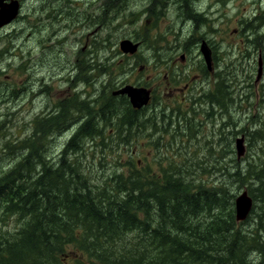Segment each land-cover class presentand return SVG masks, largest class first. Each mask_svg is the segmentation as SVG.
Segmentation results:
<instances>
[{
  "label": "trees",
  "instance_id": "1",
  "mask_svg": "<svg viewBox=\"0 0 264 264\" xmlns=\"http://www.w3.org/2000/svg\"><path fill=\"white\" fill-rule=\"evenodd\" d=\"M168 1L151 0L145 7L156 12L149 16L155 19L154 26ZM193 2L197 0H182L181 9H186L185 14L197 25L206 24L207 18ZM117 20L100 18L98 22L112 28ZM245 25L246 34L243 29L238 34L258 51L264 34H249L264 25V12ZM150 30L146 28L147 41ZM248 50L234 62L229 58L214 85L194 92L186 109L178 103L165 105L149 118L151 111L140 115L126 97L118 102L110 92L100 98L103 103L98 109L89 107L90 101H79L84 97L79 94L77 99H67L59 111L37 116L32 134L7 146L14 156L3 165L7 168L0 170V264H264V160L245 167L250 160L243 165L242 157L229 156L230 162L219 164L218 171L234 183L249 181L246 184L254 204L250 215L240 222L231 188L234 184L207 185L199 178L214 172L208 159L195 162L202 172L196 177L188 148L184 160L166 155L162 159L168 163L157 161L158 169L152 168L151 161L139 168L131 154L129 161H118L117 168L105 175L103 158L108 150H97L94 144L99 134L97 146L113 142L129 145L138 136L159 149L157 152L177 138L185 146L187 130H198L193 120L202 112L198 108L203 103L210 107L205 109L207 119L219 115V123L227 128L237 126L242 105L256 102L260 93L255 88L256 78L251 76L253 66L248 62L253 57ZM77 70L82 74L86 69ZM79 83L94 85L85 76L76 85ZM260 99L264 109V85ZM158 106L159 98L149 107L155 110ZM183 117L188 123L182 124ZM79 118L74 134L51 160L50 137ZM258 118L261 116L255 114L248 121L252 124ZM260 121L250 135L260 146L257 152L264 154V120ZM112 126L116 132L107 134L105 129ZM244 128L229 134L244 132ZM220 134L218 153L222 158L235 151L230 137L226 143V133ZM7 147L0 148L4 152L1 161L6 160ZM7 218L15 220L14 227L8 226Z\"/></svg>",
  "mask_w": 264,
  "mask_h": 264
},
{
  "label": "rangeland",
  "instance_id": "2",
  "mask_svg": "<svg viewBox=\"0 0 264 264\" xmlns=\"http://www.w3.org/2000/svg\"><path fill=\"white\" fill-rule=\"evenodd\" d=\"M150 1L151 0L147 2L133 0L130 5L131 14L128 15L127 19L114 21L112 28L106 26L104 23L101 24L107 28V39L110 40L108 45L111 48V59L125 62V64L115 69L113 68L115 65L108 66L106 73L110 72V78L100 75V81H93L97 84L94 90H92L94 85L85 83L76 85V82H78L82 76L86 77L87 75V77L91 79L90 77H92V74L89 73V69L85 70L86 74L83 72L81 75L76 67L71 68L75 60H79L81 64H87L82 61L84 55L87 56L86 53L81 50L84 43L78 41L81 31H79L76 26H78L80 21L77 19H68L58 24V27L66 25V30L61 34V36H66L65 39L67 41L66 45L65 43L63 44V49L67 57V61L64 63H62L63 60H61L62 52L59 51L60 49L58 50L59 47L52 48L48 41L44 42V35H46L45 30L38 29L34 31L30 28L29 22L23 21L20 22L24 24L15 23L10 25L4 31L3 36H0V148L7 146L11 147V144H18L22 139L31 135L37 116H48L52 114V112L57 109L58 104L63 100L69 98L77 99V97H74L77 92L86 97L85 100L90 101L89 107L93 106L95 108L99 105L100 98H105L106 94L117 89V87L121 86L124 82L133 85H138L140 83L151 84V82H154L158 77L156 81L158 82L160 80V83L164 86H168L170 83L174 82L183 86L185 81H173L169 78H174V76H171V72L174 71L175 68H178L188 73V77L191 76L194 82L193 87L185 93V98H189L194 92H200L203 86L205 89L211 88L215 83L216 75L224 70L228 59L230 58L231 62H234L236 58L240 59L241 53L245 48L249 47L248 52L251 53L253 59L248 58V60L250 59L251 61L247 62L253 66L250 68L253 78H256L258 73L259 56H261L263 60V73L255 87L260 93L256 102L252 104L245 102L242 105V109L237 113L238 116H240L237 126L227 128L226 125L219 123V115L207 119L206 114L209 113L210 107H206V103H203L202 106L199 104L200 107L198 104L196 105L202 112L193 120L197 123L198 130L196 132L191 128L187 130V133L183 136L187 144L185 146H183L181 141H178L177 138L173 144L167 147H161V151L157 152L159 149H155V146L147 144L146 139L140 136L136 138V141L134 138L133 143L129 145L113 142L106 146L102 144L97 146L96 141L94 142L97 150H108V154L103 158V161L106 163L105 175L117 168L116 163L118 161L126 163L130 160V156L132 155H134V162L139 168L151 161L152 168L158 169L157 161H161L164 164L168 163L167 160L162 159L166 155L172 157L173 160L175 156L184 160L186 156L185 150L188 148V156L193 158L191 159L193 163L192 167H196V177L202 172L200 167L195 166V162L201 159L206 162L208 159V164L213 165L212 170H214V172L204 173L201 176L199 175V178H203L207 185L213 183L219 185L221 181H224L226 185L234 184L231 188L236 197L244 190H247L249 193V184H246L249 181H245L246 183L244 184L234 183L228 179L226 175H222V172L218 171V167L219 164L225 165L230 162L231 159L229 156H231V158L237 157L236 138L241 135L245 136L246 151L240 163L244 165L250 160L245 166L247 167L250 163L257 165L260 161L264 160L263 152H257L260 151L258 142L254 141L250 135L251 129L259 127V125H255V123L259 124L261 123L260 120H264V109L261 106L260 99L261 88L264 85V52L259 53L258 51H253L247 42L242 45L240 43V34H238V29H243L246 34L247 27L245 24L251 22L252 19L256 17L257 12L260 14L264 12V8H262L264 7V0H212V3L210 2L211 0H197V2L192 3L193 7L203 13L208 20L206 24L199 23L198 25L194 20L182 16L183 10L180 6L182 0H169L167 7L163 11V15L158 19L155 26V19H149L150 15L147 13H144L146 19H143L144 16L141 15L138 17L136 16L139 12H145V7L148 6ZM38 6L41 7V5H33L30 3L25 6V20L29 21V16H31V13L37 12L34 8H38ZM147 27L151 29L149 41H147L145 35ZM41 29L43 28L41 27ZM259 31L262 36L264 34V27ZM253 33L254 31L250 32L249 35ZM103 35L104 32L103 29H101L99 45H95L93 49V54L98 50L99 60H101L100 56L101 58L103 57L102 51H99V49L102 48L101 43ZM125 38L142 41V47L137 54L127 56L121 51H118L121 39L123 40ZM40 39L42 44H47L49 46H42ZM203 40H207L211 47L214 46L212 50L213 48L215 49V55L213 50L214 71L209 81V74L204 73L205 63L202 52L200 51V45ZM185 52H187V54ZM182 54H185V57L182 58ZM96 60L97 58L95 61ZM139 66L140 69H138ZM131 70H133V72L129 75L126 71ZM112 71L116 74L114 75ZM48 72L50 73L49 77L47 75ZM165 72L169 75L167 78H164ZM155 73H157V77ZM199 73L202 78L200 81H196ZM203 74L205 75L203 76ZM109 82H111L112 85H109ZM86 88H90V90L86 92ZM175 92L176 91L173 93ZM85 93H87V95H85ZM81 100L82 99L79 101ZM167 101L172 102L173 105L178 102V100L174 98ZM218 108L219 107H216L215 110L218 111ZM205 109L208 111L205 112ZM74 111H76V109H73L72 113ZM149 112L150 110H148V113ZM255 114H258L261 118H258L255 123H249L248 117L255 116ZM181 117V115L178 116L179 119ZM185 119L184 117L182 118V124L188 123ZM80 122V120H74L72 123L69 122L62 128L58 135L50 137L51 148L48 154L51 160L54 157L55 159L57 158L64 144L74 134ZM244 126H246V128H244L246 131L233 135L229 134L230 131L234 132L232 130L236 132L237 130L240 131ZM220 133H226V143L227 137H230L232 140L231 146L235 151L222 158L220 157L221 153H218L219 146L222 147L219 142L221 138ZM170 138L172 137L170 136ZM119 141H121V139ZM10 147L6 148V160L1 161L0 159V170H2V168L4 170L7 168L6 166L3 167V165L7 163L8 159L12 161L11 158L14 155H12L13 153ZM211 147H213L214 151H210ZM117 149L120 150V152L117 151ZM3 153L4 152L0 151L1 156H3ZM212 154L214 156H212ZM18 155H20V153L15 157ZM96 158H98V156H96ZM6 221L11 228L16 224L13 218H7ZM242 226L245 227L244 224ZM68 261L70 263L72 262V260L69 259Z\"/></svg>",
  "mask_w": 264,
  "mask_h": 264
},
{
  "label": "flooded vegetation",
  "instance_id": "3",
  "mask_svg": "<svg viewBox=\"0 0 264 264\" xmlns=\"http://www.w3.org/2000/svg\"><path fill=\"white\" fill-rule=\"evenodd\" d=\"M132 1L133 0H0V22L2 21V18L4 16V9H8L9 7H11V5H15V6H17V10H18L16 16L12 19L11 22L0 27V36L2 37L4 34V31L12 24L21 23L20 21L29 22L30 28H32L34 31H36L38 29L39 30H45L46 35H44L45 36L44 42L48 41L49 45L51 44L50 47H52V48H56V47L58 48L59 47L58 50L60 49L59 51L62 52L61 60H63L62 63H64L65 61H67V57H66V53L64 52V49H63V44L65 43V45H66L67 41L65 39L66 36H61V34L64 30H66L65 29L66 25L58 27V24H61L62 21H67L68 19H77L78 21H80V23L76 27L78 28L79 31H81L80 39L78 41L84 43L81 50H82V52L86 53V55H87L86 57L84 55V57L82 58V61L87 63L90 59H92V58L93 59L91 62H89L87 64H81L79 60H75V62L71 68H73V67H76V68L84 67L85 69H89V73L92 74V77H90L91 78L90 80L92 82L93 81L98 82L101 80L100 75H102L103 77L106 76L107 78H110V72L106 73V71H104V73H101L100 72L101 68L108 69L107 68L108 66L115 65L113 67L115 69V68L120 67V66L125 64V62H119V61H116L115 59H111V57H110L111 48L108 45V42L110 40L107 39V37H108L107 28H106V26L104 27L103 25L99 24L98 20L100 18H104V19L116 18V19H120V20L127 19L128 15L131 14L130 13V5H131ZM141 1L147 2L149 0H141ZM219 1H221V0H219ZM210 2L212 3V0ZM29 3L33 4V5L38 4V5H41V7L40 6H38V8L35 7L34 9H36L37 12L31 13V16H29V21H27V20H25V16H24V11H25L24 9H25V6ZM262 8H264V7H262ZM185 10H184L182 16H184L185 18H192L188 14H185ZM144 13H147L150 16L156 15V12L149 9V10H145V12H139L138 14H136V16L138 17L141 15V16H144L143 19H146V16L144 15ZM259 14L260 13L257 12L256 16H259ZM21 24H24V23H21ZM41 27L43 29H41ZM262 27H264V25H260L259 29L254 31V33H256L257 35L261 34V32L259 30H262ZM101 29H103L104 35L102 37V43H101L102 48H100L99 51L100 52L102 51L103 57L101 58V56H100L101 60H99L98 59V55H99L98 50H96L95 54H93V49L95 48V45L96 46L99 45L100 30ZM238 33H242V29H238ZM121 41H122V39H121ZM133 42L139 43V45H140L138 47V50L135 53L122 51L120 48V45H119L118 51L119 52L121 51L123 54H125L127 56L137 54L138 51L140 50V48L142 47V41L134 39ZM262 42H263V45L258 48L259 52L264 51V40ZM40 43L42 46L47 45V44H42L41 39H40ZM240 43L242 45H244L246 43L244 36H240ZM49 45H47V46H49ZM208 46L211 49L213 65H211V67H209L207 65V63H205V61H204V63H205L204 64V73L209 74V79H208V81H209L210 77L214 71V60H213L212 47H211V45H208ZM90 51H92V52H90ZM89 52H90V54H89ZM185 53L187 54V52H185ZM183 57H185V54H182V58ZM96 58H97V60L95 61ZM105 59H107V60H105ZM61 67H62V64H61ZM138 69H140V66L138 67ZM112 72L114 75L116 74L114 71H112ZM126 72H128L130 75L133 72V70L126 71ZM49 74L50 73L48 72V74H47L48 77L50 76ZM82 74H83V72H82ZM168 74H169V72H168ZM174 74H176V75H174ZM205 74H203V76ZM155 75L157 77V73H155ZM168 76L169 75H167V73L165 72L164 78H167ZM171 76H174V78L169 77L173 81H185L183 86H181L180 84H178L176 82L170 83L168 86H164L162 83H160V80L158 82L156 81V80H158V77H157L154 82H151V84L140 83L138 85H133V84H127L126 82H124L121 86L117 87V89H114L113 91H110V92L112 93L113 96L118 97V100H117L118 102H120V99L122 97H126L127 100H129L130 104L132 105L130 98L128 97L127 94L117 93L116 91L119 90L120 88L126 86V85H132L134 87L145 88V89L149 90L150 100L146 105H143L142 107H134L132 105V107L140 115L141 114H143V115L147 114L148 113L147 109L150 108L151 112H150L149 118L151 117V115H155L156 113H158L162 108L165 107V105H167V106L173 105L172 102L167 101V100H170L172 98L178 100L177 103L181 104L182 107L186 109L188 107L189 101L191 99H190V97L185 98V93L188 90H190V88L193 87L194 82H193L191 76L188 77V73H185L183 69L175 68V70L171 72ZM86 78L89 79L87 77V75H86ZM201 78H202V76L199 73L196 81H198V80L200 81ZM93 84H94V88H92V90H94L96 88V85H97L95 82H93ZM74 88H75V86H74ZM23 89H25V88H23ZM89 90H90V88H86L85 91L87 92ZM174 91H176V92L173 93ZM181 93H184V94H181ZM79 94L80 93L77 92L74 95V97H78ZM85 95H87V93H85ZM157 98H159V106L157 109L152 110L151 107H149V106L153 105L156 102ZM85 99H86V97L82 98V100H85ZM66 101H67V99L61 101L58 104L56 110L59 111L62 104L65 103ZM96 101H98V100H96ZM101 103H103V101L101 99H99V105L98 106H100ZM98 106L95 108L98 109ZM149 118H147V120ZM72 121H74V120H71L69 122H72ZM97 123H98L97 127H99V121L98 120H97ZM105 130H106L107 134H113L116 132L114 130L113 126L110 128H107ZM60 132L61 131H59V133ZM108 139H107V141H108ZM95 141L97 144L101 142V137L99 134L97 135Z\"/></svg>",
  "mask_w": 264,
  "mask_h": 264
},
{
  "label": "water",
  "instance_id": "4",
  "mask_svg": "<svg viewBox=\"0 0 264 264\" xmlns=\"http://www.w3.org/2000/svg\"><path fill=\"white\" fill-rule=\"evenodd\" d=\"M17 6L11 5L8 9H4V16L0 22V27L11 22L12 19L17 14ZM139 43H134L131 40H122L120 42V48L124 52L135 53L138 50ZM200 50L202 55L209 67L212 65V55L211 49L206 42L203 41L201 44ZM263 73L262 59H259V68L256 76V81H258ZM117 93H125L130 98V101L134 107H142L146 105L150 100V92L145 88H138L132 85H126L119 90ZM246 151L245 147V136L241 135L236 138V154L238 158H241ZM253 207V199L249 195L248 191H243L235 199V208H236V219L238 221L245 220L250 214Z\"/></svg>",
  "mask_w": 264,
  "mask_h": 264
},
{
  "label": "bare ground",
  "instance_id": "5",
  "mask_svg": "<svg viewBox=\"0 0 264 264\" xmlns=\"http://www.w3.org/2000/svg\"><path fill=\"white\" fill-rule=\"evenodd\" d=\"M159 1H160V0H159ZM103 19H104V18H103ZM123 40H131V41H134V40L129 39V38H125V39H123ZM203 41L206 42L208 45H210L209 42H208L207 40H203ZM203 41H202V42H203ZM139 46H140V45H139ZM139 46H138V47H139ZM105 70H106V69H105ZM116 99H117V98H116ZM119 104H120V103H119ZM124 107H125V106H124ZM206 107H207V106H206ZM218 107H219V106H218ZM114 109H115V108H114ZM107 110H108V109H107ZM108 112H109V111H108ZM114 117H115V116H114ZM76 118H77V117H76ZM141 118H142V117H141ZM118 119H119V118H118ZM79 120H81V119L79 118ZM84 120H85V119H84ZM71 123H72V122H71ZM93 123H94V122H93ZM152 123H153V122H152ZM97 124H98V123H97ZM189 124H190V123H189ZM79 129H80V128H79ZM260 129H261V128H260ZM77 131H78V130H77ZM99 145H100V144H99ZM111 146H112V145H111ZM91 154H92V153H91ZM99 155H100V154H99ZM46 156H47V155H46ZM44 157H45V156H44ZM101 170H102V169H101ZM103 177H104V176H103ZM110 177H111V176H110ZM227 182H228V181H227ZM244 191H247V190H244ZM240 194H241V193H240ZM240 194H239V195H240ZM249 215H250V214H249ZM249 215H248V216H249Z\"/></svg>",
  "mask_w": 264,
  "mask_h": 264
}]
</instances>
